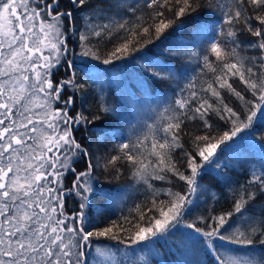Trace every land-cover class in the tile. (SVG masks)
Masks as SVG:
<instances>
[{"label": "snow or ice", "instance_id": "obj_1", "mask_svg": "<svg viewBox=\"0 0 264 264\" xmlns=\"http://www.w3.org/2000/svg\"><path fill=\"white\" fill-rule=\"evenodd\" d=\"M41 2L43 7H32L31 0H0V264H88L90 254L93 264H136L130 256L131 246L149 247L166 240L180 226L185 209L194 203L190 197L201 188L197 178L207 169L219 168L220 156L238 147L241 134L264 117V0H144L143 7L151 11L141 15H136V5L123 7L127 0H98L91 6L90 0H70L73 7L89 12L83 17L85 28L78 37L80 55L101 60L97 45L115 40L118 43L101 62L111 65L130 60L138 64L144 77L141 84L176 79L177 70L170 61L185 58L196 63L200 75L207 77L189 79L162 110H154L151 123L129 121L126 142L116 146L115 155L99 157L95 162L90 150L76 140L74 129L94 125L115 109L98 97V114H69L77 94L82 104L90 94L74 71L66 79H52V69L70 52L64 20L69 21L73 34L77 31L73 12L58 10L59 0ZM203 9L212 13L215 23L201 20L202 15L206 17ZM121 11L134 19L121 15ZM189 21L194 24L190 38L167 44L175 30ZM241 23L255 38L246 42V47L257 55H240L237 26ZM208 32L213 35L204 49L203 38ZM93 38L97 44H92ZM148 45L161 48L167 59L150 54ZM44 50L49 54L44 55ZM66 63L73 68L71 60ZM237 80L252 100L233 86ZM66 90L71 94L65 99ZM228 93L243 101L244 119L225 103ZM143 103L151 104L150 93L146 92ZM57 104L63 107H55ZM213 115L230 125L218 137L210 134ZM189 121H200L209 132L194 136L195 151L184 153L186 170H190L186 175L176 167L172 152L183 147L182 126ZM97 135L103 139L107 133ZM76 157L87 158L85 170L77 171L73 166ZM101 161L105 170L117 172L118 162H126L134 169L133 176L149 189V178L163 181L168 173L183 181L187 189L184 194L168 190L167 204L160 201L159 207L153 199L148 212L155 210L158 216L146 218L137 206L139 219L131 227L112 221L100 228L89 216ZM68 172L74 175L71 187L64 186ZM73 195L78 198V209L68 214L65 200ZM153 195L158 193L153 190ZM258 195H264V169L251 171L247 184L234 194L231 210L211 217L206 230L195 223L185 225L193 229L194 238L214 256L216 264H264V252L256 255L257 241L264 246V208L255 211ZM125 223L130 222L125 219ZM101 238L124 245L116 249L121 258L113 246L94 245V240ZM217 240L242 246L245 254L239 255L238 249L220 252Z\"/></svg>", "mask_w": 264, "mask_h": 264}, {"label": "trees", "instance_id": "obj_2", "mask_svg": "<svg viewBox=\"0 0 264 264\" xmlns=\"http://www.w3.org/2000/svg\"><path fill=\"white\" fill-rule=\"evenodd\" d=\"M97 2L98 0H90V6L96 4ZM112 2L115 3V0H112ZM226 2H231V0H226ZM143 4L144 0H139V2L138 0H127V3L123 7L126 9L128 5H136L138 9L136 15L150 12L151 10L145 9ZM59 7L60 11L73 12V24L77 30V37H75V39L72 38L71 40L69 38V47L72 49L71 60L74 62L72 72H75L76 78L79 82L85 83L87 85L88 92L90 93L83 104L81 103L80 95L77 94L76 102L71 108L69 114L74 116L80 111H83L89 116L98 114V97H102L105 102L115 109L113 114L103 117L101 121H96L94 125H89L87 127L79 126L73 132L76 140L80 142L83 147L90 150L92 154L91 158L93 162H95L99 157L115 155L116 146L121 142H126L128 138L126 135L127 126L129 125V121L132 122L136 116V114L132 112V109L138 105L133 101L134 98L132 93L129 92L127 88L125 90L121 85L118 84V82H116V67H118L117 64L120 61L114 62L113 66L108 67L107 70L90 66L84 67L80 62V60H92L98 62L99 64L102 63L101 60L105 57L107 52H109L113 46L118 43V41H101L97 45L101 60H94L90 56L85 57L80 55L82 49L80 47V41L78 37L80 32L84 31L85 28V21L83 17L89 15V12L87 9L81 11L73 7L70 0H59ZM116 11H120V9H113V12ZM202 13H206V17L204 15L201 16L202 21L207 18V23L209 25L215 23V18L212 17L211 12H207L206 9H203ZM121 15H127L130 20L134 19L132 14L126 13L124 11H121ZM245 15H251V13H246ZM252 23L258 26L257 21H252ZM70 26L71 25L67 20L66 27ZM193 26V22L189 21L183 27L176 29L175 32L170 36L167 44L171 45L173 43H179L182 40L189 39L193 32ZM237 27L240 29L238 38L242 43V47L239 49L240 55H257L255 50L246 47V42L253 41L255 38L250 36L242 23ZM212 35L213 33L211 32L205 34L202 48H207ZM92 44H97L96 38H93ZM147 49H151L150 54L157 53L160 58L167 59V56L161 51V48L148 45ZM209 56L210 59L215 60L214 56L211 54H209ZM170 62L174 63V66L177 70L176 79L161 82H148L144 84L147 93H150L151 103L155 101L161 102L164 100L167 101L173 99L175 94L179 92V88H182L185 83L191 79L190 77H193L194 75L200 76L201 80L207 79V77L200 75V68L197 67V64L187 62L186 58L176 59ZM64 68H60L58 73L63 75V77H66L63 73L65 70ZM65 73H67V75L71 73L69 68ZM140 77L143 81V75H140ZM93 78H95L96 82H94ZM111 78L114 79L115 84L113 82H108ZM55 80L56 77L54 78V81ZM98 80H104L107 82L101 89L104 94L101 92V90L99 91L98 88H96V86L98 87L100 84ZM233 86L237 89V91H241L242 94L245 95V99H253L250 93L244 91V85L240 84L238 80L235 81ZM70 94L71 90H66L65 95L68 96ZM138 99H142V101H144L145 97L141 98V96H139ZM225 103H227L229 107H233L237 112H239L241 114V119L245 118L243 101H240L238 98L228 93L225 94ZM210 123L213 125L210 134L214 137L222 135V133L227 131L230 127V125L219 120V118L214 115L211 117ZM182 128L183 132L181 134L180 143L183 145V147L177 148L172 152V159L176 167L187 175L189 174L190 170H186V157L184 153L194 152L195 146L192 143L194 136L208 134L209 130L203 129L202 123L200 121L186 122ZM101 131L107 133V136L103 139L99 138L97 135ZM241 136L242 138L238 141V147L224 152L220 156L221 166L219 168L212 167L207 169L200 177L197 178L201 188L198 190L195 196L190 197L194 203L187 207V210L184 211V215L181 220L184 228L189 232L193 231V229L185 227L186 224L195 223L197 227L206 230V224L212 223L211 217L218 216L231 210L234 202V194L242 190V186L247 184L251 171L253 169H264V139H262V137H264V117L256 120L248 130L241 134ZM79 158L80 159L73 163V166L77 171H83L86 168L87 158ZM117 167L119 168L118 172L112 168L105 170L103 167V161H101V167L96 169L97 180L94 182L96 185V193L91 199L92 211L90 213L89 219L93 224L100 228L107 226L112 221L117 222V224L124 225L126 228L131 227V225L135 224L139 219L137 206H140V210L146 213V218L147 216L152 215L158 216V212L155 210L148 212V209L152 208L151 202L153 199L157 200V206L159 207L160 201H163L165 204H167L169 200L167 195L168 190H171L174 193L180 192L181 194H184L187 189L185 183L180 181L177 177H174L171 173H168V179L163 181L149 178V183L152 185V189H149L148 185L144 184L142 181H138L133 176L134 169L129 164L121 161L118 162ZM66 180V183L68 184L71 181L67 177ZM141 186H145V188H147L145 197L143 199H138L131 205L130 202H127L128 199L125 194L130 192L131 195H134ZM205 189L207 190V193H204ZM153 190H155L158 195L154 196ZM78 203V199L74 195L67 197L65 200L66 213L71 214L72 212L76 211L78 209ZM255 204V211L259 213V209L264 208V195H258ZM198 217H204L205 220H199ZM125 219H127V221L130 223H125ZM120 234L125 237L128 235L127 233ZM174 235L176 237L178 236V234ZM100 240L105 241L107 239L101 238ZM167 240L168 246L166 248L162 247L161 244L155 243L157 249L161 247L158 253L159 259L154 257H151L150 259L149 252H146L150 262L153 264H174L177 260L179 263H183L182 254L184 252L183 249L186 247V242H179L176 240V238H172L170 235L167 237L166 243ZM216 242L218 243H216L217 247L222 249L224 248L226 251L238 249L239 255L245 254L246 250L242 248V246L232 245L219 240ZM189 244L191 243L189 242ZM256 246V255L259 256L261 252H264V246L259 245L258 241ZM195 250L196 252L199 251V254L205 253L202 255L204 260L203 264H216L214 256L208 254L209 251L203 246L202 243H199L198 250L196 248L194 251ZM228 253H230V255L237 254L231 252ZM148 262L149 260L147 263L144 260H140L139 263L150 264Z\"/></svg>", "mask_w": 264, "mask_h": 264}, {"label": "rangeland", "instance_id": "obj_3", "mask_svg": "<svg viewBox=\"0 0 264 264\" xmlns=\"http://www.w3.org/2000/svg\"><path fill=\"white\" fill-rule=\"evenodd\" d=\"M37 4H39L40 7L44 6L43 3L41 2V0H31V6L32 7H36ZM59 8L60 7L58 5V10H60ZM66 21L67 20L65 19L64 20V29L66 31L65 39H66V43H67V46H68L70 52H69V55L66 58L61 60L60 64H58L54 69H52V79H53V81H54V78L56 77V80L54 82H57V81H60V80H63V79L67 78L68 75H67V73H65L68 70V65L66 63V60H71V55H72V49H71V47H69V43H70L69 38L71 40L72 38L75 39V37H77V33L76 32H75V34H73V31L71 30V26L70 27H66ZM48 54H49L48 50H44V55H48ZM37 55H39V54H37ZM80 62L82 63V66H84V67H87V66L89 67L90 66V67H96V68H103V69H106V70H107L108 67H112L113 66V64L107 66V65H104L103 63L99 64L98 62H95V61H92V60H90V61H88V60H86V61L80 60ZM73 64H74V62H73ZM64 66H65V68H64ZM117 66H118V67H116L117 73L115 74V76H116L115 78H117L116 82H118V84L121 85L125 90L127 88L128 91L132 93L133 98H134L133 101L138 105V106H135L132 109V112L134 114H136L135 119L132 118L133 119L132 123L136 124L137 121H139L140 124H143V122H145V121H147L148 123H151L153 121V119H155V116H156V112L154 110H156V109L162 110L163 106L168 102V100L167 101L164 100V101H161V102L155 101V102L151 103L150 105L144 104L142 99H138L139 96H141V98H144L145 95H146V92H147L146 88H145V85L141 84L142 78L140 77V75H142V73L138 70L139 65L136 64V63L131 62L130 60L129 61L127 60V61H120L117 64ZM60 68H64L65 69L63 73H64V75L66 77H63V75H60L58 73V70ZM69 71L72 72V68L69 69ZM193 77H197V76L194 75ZM193 77H190V78H193ZM93 80H94V82H96L95 78H93ZM98 82L100 84H99L98 87L96 86V88H98V90L100 91L102 89L103 85L105 83H107V82L104 81V80H98ZM108 82H113L115 84L113 78H111ZM65 92L63 94V97L66 99L67 95H65ZM101 92H102V90H101ZM54 106L55 107H63L62 104H57V105H54ZM140 130L143 131L144 129L141 128ZM126 135L128 137L130 135V125L127 126ZM49 155H52V154L49 153ZM78 159H80V158L79 157L74 158L73 163L76 162ZM66 177L69 180H71L69 184L66 183V181H67ZM73 179H74V175L71 172L66 173L65 177H64V186L65 187H71ZM146 192H147V188H145V186L139 187L138 191L134 195H131L130 192H127L125 194L127 199H128L127 202H130L131 205H132V203L137 201L138 199H143L145 197V195H146ZM204 193H207L206 189L204 190ZM125 205H126V203H125ZM185 210H187V208ZM174 234H178V236L176 237ZM170 236L172 238H176V240H178L179 242L180 241L181 242H186L185 243L186 247L183 249L184 252L182 254L183 263H181V262L179 263V261L176 260V262L174 264H203L204 263L202 255H204L205 253L199 254V251L198 252H196V250L194 251L195 248L198 250L199 243H200L198 239L194 238V237H196V234L194 233V231H190L189 232L187 229L184 228V226H183V224L181 222L180 226H178V228L175 229ZM191 241H194V242H191ZM189 242L191 244H189ZM93 243H94V245L113 246V251L116 252V256H117L118 259L121 258V253L116 251V249L125 247L124 245H119L117 241L115 242V241H110V240H105V241H103V240H94ZM215 243H217V242H215ZM157 244H161L162 247L166 248L168 246V240H167V243H166V240L162 239L159 242H157ZM131 247H132L133 250H130V256H131V259L136 262V264H140L139 262L141 260L140 259L141 257H143V260L146 263L149 260L148 263H150V264H153L152 262H150L151 257L159 259V254L158 253H159V249L161 247H159L157 249L156 246H155V243L151 244L149 247H140V246H136V245H133ZM137 248H139V250H134V249H137ZM217 248H218V250L220 252H226V249H224V248L223 249L219 248V247H217ZM146 252H149L150 259L146 255ZM208 254L212 255L210 253H208ZM228 254H230V253H228ZM88 264H93V255L92 254H90L89 257H88Z\"/></svg>", "mask_w": 264, "mask_h": 264}]
</instances>
